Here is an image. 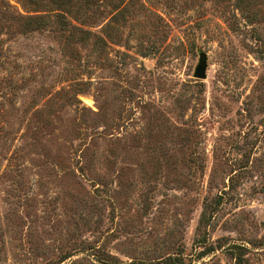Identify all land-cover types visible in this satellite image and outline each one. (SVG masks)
<instances>
[{"label":"rangeland","instance_id":"374dc122","mask_svg":"<svg viewBox=\"0 0 264 264\" xmlns=\"http://www.w3.org/2000/svg\"><path fill=\"white\" fill-rule=\"evenodd\" d=\"M116 2L0 0V264H264V0Z\"/></svg>","mask_w":264,"mask_h":264},{"label":"trees","instance_id":"16d2710c","mask_svg":"<svg viewBox=\"0 0 264 264\" xmlns=\"http://www.w3.org/2000/svg\"><path fill=\"white\" fill-rule=\"evenodd\" d=\"M114 1V0H111ZM126 0H117L116 6L120 8L119 5L125 3ZM68 18V16H66ZM67 20V19H66ZM69 22V19L67 20ZM129 264H146L143 262H131ZM150 264H185L183 258H178V257H168L166 259H163L161 261L155 262V263H150Z\"/></svg>","mask_w":264,"mask_h":264},{"label":"water","instance_id":"95a60500","mask_svg":"<svg viewBox=\"0 0 264 264\" xmlns=\"http://www.w3.org/2000/svg\"><path fill=\"white\" fill-rule=\"evenodd\" d=\"M207 60L204 55L201 56L199 65L197 66L196 69V78L200 80H204L207 77Z\"/></svg>","mask_w":264,"mask_h":264}]
</instances>
